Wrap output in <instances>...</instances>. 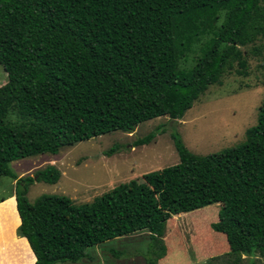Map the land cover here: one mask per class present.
Returning <instances> with one entry per match:
<instances>
[{"label": "trees", "instance_id": "obj_1", "mask_svg": "<svg viewBox=\"0 0 264 264\" xmlns=\"http://www.w3.org/2000/svg\"><path fill=\"white\" fill-rule=\"evenodd\" d=\"M261 36L264 0H0V65L8 74L0 86V177L16 180L17 232L35 264L78 263L92 258L89 248L142 231L154 248L163 243L162 257L168 220L214 204L210 262L220 252L235 264L264 255V100L242 144L199 155L175 131L178 163L90 202L41 194L32 203L30 186L57 183L61 170L50 164L19 177L10 165L158 117L182 119L235 64L248 73L242 47ZM197 47L194 64L183 66Z\"/></svg>", "mask_w": 264, "mask_h": 264}, {"label": "rangeland", "instance_id": "obj_2", "mask_svg": "<svg viewBox=\"0 0 264 264\" xmlns=\"http://www.w3.org/2000/svg\"><path fill=\"white\" fill-rule=\"evenodd\" d=\"M242 49L248 61V73H238L239 66L235 64L232 70L223 75L221 83L211 85L180 120L172 121L168 116L158 117L140 124L133 132L118 131L64 147L57 154L12 161L11 168L19 177L35 175L38 169L50 164L62 172L57 183L36 182L31 185L28 192L30 202L33 203L41 194L67 196L77 204L90 202L123 182L176 164L179 156L172 138L175 131L180 133L187 147L199 155L219 152L245 142L246 131L257 124L259 107L264 100V36ZM199 53L197 47L183 61V66L193 65ZM7 80L8 74L0 65V86ZM157 130L160 133L150 144L133 145L138 137ZM114 144L121 145L122 149L111 155L104 154ZM15 184L16 180L10 177H0V232L5 239V229L11 235L9 238L19 243L24 251L25 263L33 264L34 258L25 238L14 236L15 229L20 225L14 195ZM218 209V204H214L174 215L168 220L164 237L167 252L162 257L159 254L163 243L154 248L149 233L142 231L120 241L116 239L100 247L89 248L88 253L92 258L66 263L149 264L154 261L156 264H235L224 252H220L210 262L211 255L216 252L210 226L218 219ZM119 250L126 253L118 256L116 251ZM18 252L13 249L11 254L14 257ZM243 257V262L238 264H251V260L254 264H264V255L257 254L253 259L246 255ZM13 263L17 264L18 259H14Z\"/></svg>", "mask_w": 264, "mask_h": 264}, {"label": "crops", "instance_id": "obj_3", "mask_svg": "<svg viewBox=\"0 0 264 264\" xmlns=\"http://www.w3.org/2000/svg\"><path fill=\"white\" fill-rule=\"evenodd\" d=\"M14 195H15V192H14ZM15 203H16V210H17V213L19 215V212H18V209H17L16 195H15ZM18 217L20 219V224H21L20 215ZM0 225H1V223H0ZM18 227L14 231L15 238H18V237L25 238V237H22V236L18 235V232H17ZM3 231L6 233V236H4L5 237V239H4L2 237L3 235H1V232H0V250H1L0 251L1 252L0 253V264H14L13 263L14 259H18V263L17 264H26L25 263L26 258L24 257V251L20 248L19 243L15 242V241H12V239L9 238L11 235H8L7 231L5 229H3ZM121 239H123V238H121ZM25 240H26V243L28 244V246H29V248H30V250L32 252L33 257H34V263L33 264H35L36 263V256H35L32 248H31L28 240L26 238H25ZM118 241H120V240L118 239ZM100 246H102V245H100ZM13 249L14 250H19V252L16 255H14V257L11 254L13 252ZM66 264H68V263H66Z\"/></svg>", "mask_w": 264, "mask_h": 264}]
</instances>
